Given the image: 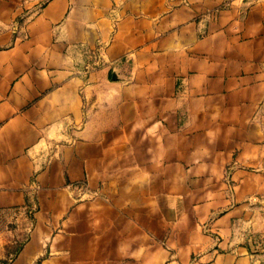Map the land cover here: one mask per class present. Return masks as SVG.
I'll list each match as a JSON object with an SVG mask.
<instances>
[{"label": "crops", "instance_id": "crops-1", "mask_svg": "<svg viewBox=\"0 0 264 264\" xmlns=\"http://www.w3.org/2000/svg\"><path fill=\"white\" fill-rule=\"evenodd\" d=\"M0 215L3 264H264V0H0Z\"/></svg>", "mask_w": 264, "mask_h": 264}, {"label": "rangeland", "instance_id": "rangeland-1", "mask_svg": "<svg viewBox=\"0 0 264 264\" xmlns=\"http://www.w3.org/2000/svg\"><path fill=\"white\" fill-rule=\"evenodd\" d=\"M16 223H20L19 217H17V216L15 217L14 215H11V216H9V215L1 216L0 215V229L5 228V227L12 229ZM25 238H22V240H25ZM12 258H14L13 255L8 257L6 260L0 261V264L9 263V262H11Z\"/></svg>", "mask_w": 264, "mask_h": 264}, {"label": "built area", "instance_id": "built-area-1", "mask_svg": "<svg viewBox=\"0 0 264 264\" xmlns=\"http://www.w3.org/2000/svg\"><path fill=\"white\" fill-rule=\"evenodd\" d=\"M84 186V184L80 185V188H82ZM219 239V238H217ZM13 260V258L11 259V261ZM197 261V257H194L193 260H192V263H196Z\"/></svg>", "mask_w": 264, "mask_h": 264}]
</instances>
